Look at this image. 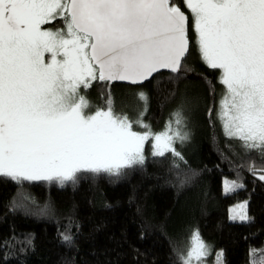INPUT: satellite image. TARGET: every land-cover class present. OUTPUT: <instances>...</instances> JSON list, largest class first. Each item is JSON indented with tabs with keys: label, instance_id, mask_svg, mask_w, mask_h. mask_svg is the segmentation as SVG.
I'll list each match as a JSON object with an SVG mask.
<instances>
[{
	"label": "snow or ice",
	"instance_id": "snow-or-ice-1",
	"mask_svg": "<svg viewBox=\"0 0 264 264\" xmlns=\"http://www.w3.org/2000/svg\"><path fill=\"white\" fill-rule=\"evenodd\" d=\"M184 3L202 62L220 71L217 119L226 140L264 160V0ZM58 19L62 28L46 27ZM189 22L172 0H0V174L61 185L82 172L119 176L144 165L150 138L152 155L171 153L178 167L184 157L175 144L189 138L182 110L158 134L138 119L147 129L140 132L114 112L111 91L94 113L83 93L97 80L139 85L161 69L178 78ZM137 98L147 105L144 92ZM249 171L255 175L254 166ZM258 178L264 181V169ZM240 187L225 181L226 192ZM238 207L240 221L248 220L247 202ZM208 254L194 232L179 264H201Z\"/></svg>",
	"mask_w": 264,
	"mask_h": 264
},
{
	"label": "trees",
	"instance_id": "trees-1",
	"mask_svg": "<svg viewBox=\"0 0 264 264\" xmlns=\"http://www.w3.org/2000/svg\"><path fill=\"white\" fill-rule=\"evenodd\" d=\"M172 3L189 16L183 0ZM60 26L59 19L48 25ZM188 39L178 78L161 71L141 85L97 80L83 93L93 110L106 107L109 91L113 105L126 99L141 108L137 93L145 92L144 117L155 130L174 108L182 110L195 134L184 161L175 167L171 153L154 157L148 140L144 165L119 176L82 172L61 185L0 174V264H179L190 247L189 229L212 248L201 263L264 264V181L258 178L264 160L226 140L215 113L224 92L219 70L194 49L190 22ZM223 178L243 187L226 192ZM241 199L249 219L230 220L228 207Z\"/></svg>",
	"mask_w": 264,
	"mask_h": 264
},
{
	"label": "rangeland",
	"instance_id": "rangeland-1",
	"mask_svg": "<svg viewBox=\"0 0 264 264\" xmlns=\"http://www.w3.org/2000/svg\"><path fill=\"white\" fill-rule=\"evenodd\" d=\"M183 2H184V0H183ZM184 5H185V3H184ZM187 11H188L189 16H190V27H191V31H192V35H193L194 49H196L198 51L196 33L194 32V30H193V28L191 26V14H190V11L188 9H187ZM46 27H48V26H46ZM62 27L63 26H60V27H57V28H62ZM49 28H51V27H49ZM57 28H52V29H57ZM198 53H199V51H198ZM219 75H220V71H219ZM224 91H225V89H224ZM223 93L219 96V98L216 101V108H215L216 116H217V112H218L219 107H220V101H221V98H222ZM178 109L179 108H176V109L174 108L172 111L175 112ZM96 110H97V108H94L93 110H90V111L94 113ZM113 110H114L115 113H117V114H119L121 116H127L128 119L133 122V130L140 131V132H143V131H145L147 129H144V128L138 126L135 123V121H137L138 119H141L144 124L149 125L151 132L154 133V134H158V133L164 132L166 130V125H169L170 122H171V120H172V116H171L169 119H166L165 120L164 126L161 129L155 130L153 128V126L150 124V122H148L145 119V117H144V115L146 113V110H147V105L145 106V104L142 103L141 108H138V106L135 105L132 101H128L127 102L126 99L125 100H121L117 105H116V103H114ZM142 112L144 113L143 116H141V113ZM183 115L185 117L186 131L189 133V138L186 141H184L183 144H181L179 141L176 142L175 147L177 148L178 151L181 152V154L184 153L185 150H187V149L190 148V145H191V143H193V139L195 137V134H193V132H192V127H193L192 122L193 121L190 120V118L186 114L183 113ZM219 123H220V121H219ZM172 126L175 127L174 124H172ZM220 126H221V123H220ZM221 128H222V126H221ZM149 140H152V139L150 138ZM152 141L154 143V140H152ZM225 181L232 182V180H230L228 178H223L222 179L223 190H225ZM245 201H246L245 199L237 200V201H235L234 203H232L228 207V218L230 220H240L239 217H238V215H237V213L240 212L241 210H240V208L238 206L241 205V204H243ZM233 216H236V218L235 219L231 218ZM247 216H248V214H247ZM190 231L191 230L189 229L188 237H187L188 240L193 235L192 232H190ZM208 247H209V254H210L212 248L210 247V245ZM193 264H196V262L194 261ZM201 264H204V263H201Z\"/></svg>",
	"mask_w": 264,
	"mask_h": 264
},
{
	"label": "water",
	"instance_id": "water-1",
	"mask_svg": "<svg viewBox=\"0 0 264 264\" xmlns=\"http://www.w3.org/2000/svg\"><path fill=\"white\" fill-rule=\"evenodd\" d=\"M185 14L187 15L186 12H185ZM161 71H167V72H170V70H168V69H161L160 72H161ZM115 82H121V83L130 84L128 81H119V80H117V81H115ZM144 82H145V81H144ZM144 82H143V83H144ZM143 83H142V84H143ZM131 85H132V84H131ZM139 85H141V84H139Z\"/></svg>",
	"mask_w": 264,
	"mask_h": 264
},
{
	"label": "flooded vegetation",
	"instance_id": "flooded-vegetation-1",
	"mask_svg": "<svg viewBox=\"0 0 264 264\" xmlns=\"http://www.w3.org/2000/svg\"><path fill=\"white\" fill-rule=\"evenodd\" d=\"M188 15V14H187ZM189 20H190V16H189ZM46 26H48V25H46ZM190 29H191V27H190Z\"/></svg>",
	"mask_w": 264,
	"mask_h": 264
}]
</instances>
